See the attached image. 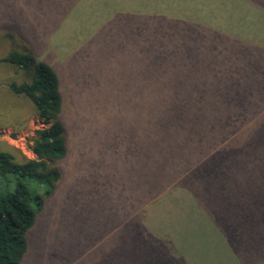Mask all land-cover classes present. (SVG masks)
Wrapping results in <instances>:
<instances>
[{"label":"rangeland","instance_id":"obj_1","mask_svg":"<svg viewBox=\"0 0 264 264\" xmlns=\"http://www.w3.org/2000/svg\"><path fill=\"white\" fill-rule=\"evenodd\" d=\"M11 51L51 68L59 82L60 112L45 123L25 96L8 89L10 83L30 82L31 71L0 61V150L17 162L33 160L32 141L54 122L64 151L52 165L58 173L52 192L21 237V264H121L120 254L132 249L127 241L134 229L155 237L150 215L157 209L159 215L160 199L175 184L166 172L154 173V186L149 183L151 114L166 109L170 96L193 98L195 109L199 95L209 93L211 118L225 101L249 117L231 132L243 121L237 113L226 126L199 122L206 137L199 140L203 156L221 146L232 154H223L221 165L240 163L236 172L228 168L226 182L218 175L201 181L200 173L176 178L193 179L198 201L213 202L204 198L208 191L227 215L224 221L241 228L245 197L264 200V185L254 192L236 188L249 174V163L236 160L238 153L251 158L254 151L246 132L253 122L264 131V0H0V60ZM176 108L188 113L184 104ZM136 126L147 132L144 150L134 145ZM190 148H200L199 142ZM184 158L190 156L185 152ZM172 159V165L184 160ZM224 221L215 222L217 228ZM211 230L216 238L219 233ZM140 252H132L136 263ZM166 255L161 262L178 264Z\"/></svg>","mask_w":264,"mask_h":264},{"label":"trees","instance_id":"obj_2","mask_svg":"<svg viewBox=\"0 0 264 264\" xmlns=\"http://www.w3.org/2000/svg\"><path fill=\"white\" fill-rule=\"evenodd\" d=\"M181 1L186 2V0ZM0 61L31 71L33 77L30 82L10 83L8 89L14 95L25 96L33 105L37 116L45 123L54 120L60 112V95L58 78L51 68L44 62L18 51L9 52ZM210 95L212 94H200L196 101L198 107L195 109H192L193 98L170 96L171 101L166 109L157 107L156 112L151 114L150 149L152 150L147 164L149 183L154 186V173L166 172L174 179L175 185L165 192L161 201L159 200L163 207L159 215H156L160 211L158 209L150 215L151 223L148 224L151 228L150 232L153 230L152 225L157 226V230L152 232L155 237H150L149 233L141 236L137 229H134V235L127 241L132 249L127 254L125 251L120 254L121 264H166V261L161 262L163 256H167L166 251L171 253L178 264H264V200L258 197L249 199L248 195L245 197L246 211L244 226L241 228L237 221H230V224L224 221L227 215L221 212V206L215 203L216 200H213L214 197L208 191L204 194V198L213 202L205 206V201L203 203L198 201L197 186L192 183L193 179L187 182L176 178L182 172L186 174L183 176L185 178L200 173L201 181L210 180L218 175L223 182H226L228 168L233 166L234 172L240 168V163L235 160L229 165L220 164L218 160L223 154L232 155L222 150L221 146L217 148L211 146L206 155L202 154L199 140L206 137L198 131L199 122H207L210 119L211 123L217 126L218 124L226 126L234 113H237L243 121L230 130L231 132L236 131L239 126H244V119L249 118L248 116L244 118L243 111L234 112L227 101L218 105L220 111L211 118L210 111L213 107L209 105ZM180 103L188 107V113H184L185 111L181 113L176 108ZM206 109L208 111L204 112ZM139 128L136 126L134 130L136 135L134 145H141L144 150L147 147L144 138L147 132ZM60 129L59 124L53 122L48 128L37 132L38 137L32 141L31 152L35 156L33 160L17 162L11 153L0 150V264H21L25 249L21 237L32 227L35 216L42 209L44 199L50 195L58 179L57 170L52 165L64 152ZM246 133L249 139L252 138V143L248 144L254 151H249L251 158L248 154L244 156V150L238 153L239 158L237 156L236 160L241 158L243 162L245 158L244 164L249 163V169H244V172L249 170V174L247 179V175H244V186L237 184L236 188L244 189L245 192H254L264 185V180L258 179L264 178L260 170L262 162L260 163L259 160V158L264 160V152L260 155L261 150L257 144L258 138L264 139V131L254 128L253 122ZM218 139L220 138L217 136ZM196 142H199L200 148L192 150L190 147L194 148ZM208 145L211 143L208 142L206 148ZM185 152L190 159L184 158ZM175 156H180L184 160L172 165V158ZM233 157L235 158V155ZM150 168L154 180H150ZM224 168L226 173L223 171ZM39 186H43V191L38 192ZM163 189L164 186L160 191ZM210 207L213 210H209ZM217 221H224L225 226L222 229L217 228L215 225ZM211 228L219 233L216 238ZM125 247L126 245L121 244V248ZM163 247H166V250H163ZM134 249L139 252L143 250L139 254L142 258L140 263H136L137 259L132 255ZM126 257L129 258L127 261ZM172 264L177 263L172 262Z\"/></svg>","mask_w":264,"mask_h":264}]
</instances>
